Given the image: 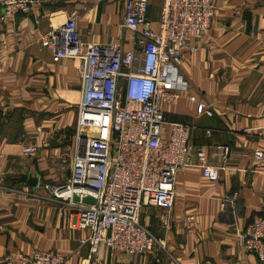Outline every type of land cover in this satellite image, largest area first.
<instances>
[{
    "label": "crops",
    "instance_id": "crops-1",
    "mask_svg": "<svg viewBox=\"0 0 264 264\" xmlns=\"http://www.w3.org/2000/svg\"><path fill=\"white\" fill-rule=\"evenodd\" d=\"M213 2L211 29L180 68L190 90L161 106L167 124L192 128L193 148L177 173L173 210L141 215L165 248L131 255L102 247L104 264H264L238 240L254 217H264V0ZM149 3L157 29L163 0ZM71 18L85 43L134 49L118 1L38 0L26 15L0 12V264L10 252L38 250L90 264L79 208L52 193L71 177L82 84L80 61L54 62L41 38ZM200 102L208 113H198ZM34 144L37 152L26 156ZM202 164L220 168L219 181L205 178Z\"/></svg>",
    "mask_w": 264,
    "mask_h": 264
},
{
    "label": "built area",
    "instance_id": "built-area-1",
    "mask_svg": "<svg viewBox=\"0 0 264 264\" xmlns=\"http://www.w3.org/2000/svg\"><path fill=\"white\" fill-rule=\"evenodd\" d=\"M110 1L124 4L123 27L133 33L132 51L83 42L72 18L41 38L54 62L80 61L82 98L71 177L52 193L79 208V228L89 232L81 244L90 247V264H104L97 257L102 247L131 255L165 248L142 224L141 215L146 208L173 210L177 173L189 166L193 148L192 128L167 124L161 106L188 94L181 65L198 49L215 16L213 0H163L155 29L148 17L150 0ZM37 3L0 0V12L11 18L26 15ZM197 111L208 113L206 104L198 103ZM36 152L35 144L24 150L26 156ZM201 169L205 178L219 181L220 168L202 164ZM87 197L95 203H83ZM238 240L245 253L264 263V217H254ZM3 263L65 264L66 257L45 250L17 251Z\"/></svg>",
    "mask_w": 264,
    "mask_h": 264
},
{
    "label": "water",
    "instance_id": "water-1",
    "mask_svg": "<svg viewBox=\"0 0 264 264\" xmlns=\"http://www.w3.org/2000/svg\"><path fill=\"white\" fill-rule=\"evenodd\" d=\"M74 200L80 201V199L78 197H74ZM83 203L90 205V204H94L95 200L92 197H87V198L83 199Z\"/></svg>",
    "mask_w": 264,
    "mask_h": 264
}]
</instances>
